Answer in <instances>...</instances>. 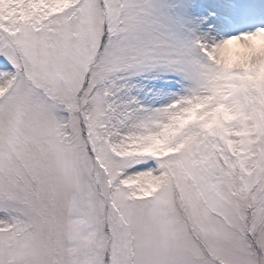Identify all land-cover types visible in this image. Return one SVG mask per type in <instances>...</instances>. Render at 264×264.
<instances>
[{"label":"snow or ice","instance_id":"obj_1","mask_svg":"<svg viewBox=\"0 0 264 264\" xmlns=\"http://www.w3.org/2000/svg\"><path fill=\"white\" fill-rule=\"evenodd\" d=\"M0 264H264V0H0Z\"/></svg>","mask_w":264,"mask_h":264}]
</instances>
